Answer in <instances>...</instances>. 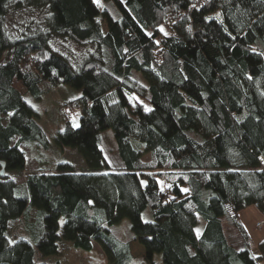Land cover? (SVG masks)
<instances>
[{
    "label": "trees",
    "instance_id": "1",
    "mask_svg": "<svg viewBox=\"0 0 264 264\" xmlns=\"http://www.w3.org/2000/svg\"><path fill=\"white\" fill-rule=\"evenodd\" d=\"M17 11L24 21L10 28ZM55 39L87 49L77 65L51 49ZM262 53L264 0H0V264H51L36 252L64 242L128 264L131 240L147 264L155 254L162 264L264 262V240L254 252L241 219L248 206L264 215ZM59 84L79 93L49 138L30 98ZM69 109L80 111L76 127ZM106 129L123 167L104 156ZM52 143L76 149L89 171L50 160ZM20 145L48 165L23 183L11 176L26 164Z\"/></svg>",
    "mask_w": 264,
    "mask_h": 264
},
{
    "label": "rangeland",
    "instance_id": "2",
    "mask_svg": "<svg viewBox=\"0 0 264 264\" xmlns=\"http://www.w3.org/2000/svg\"><path fill=\"white\" fill-rule=\"evenodd\" d=\"M99 1V0H96ZM24 13L17 11L14 14H9L7 17L8 27H18L20 28L24 21ZM53 51H58L61 54L67 56L71 61L77 65L80 60L83 58L84 51L87 50L84 47H80L79 45L72 43L63 39H55L51 42L50 45ZM3 54L2 57H5ZM79 93L78 90H75L67 85L59 84L58 87H55L49 91V93L44 94L40 100H33L30 98L31 105L36 109L39 114L38 121L44 127L49 138H52L56 131L64 126V114L65 108L64 103L66 100L70 98H74ZM69 115L67 113V117L71 120L73 126H78L79 121V109L68 110ZM21 150L25 152L26 155V164L22 171L17 172L15 174L11 173V176L17 183H23L27 175L32 172H39L41 170L46 171L47 164L44 165V162L38 161L36 158H33L32 149L28 148V146L20 145ZM104 156L107 159L110 166L117 168L123 167L121 160L118 157L116 145L114 141L113 132L111 129H106L102 132V146H101ZM43 153L48 155L50 160L57 159L59 161H69L74 166H76L79 170L89 171L82 156L79 152L71 147H59L55 143L49 145V149H42ZM143 160H149V155L146 154L142 156ZM262 163L264 164V159L262 158ZM166 185L165 181L160 182V186L164 187ZM185 187H183V190ZM244 212L242 215V221L245 223L248 232L252 235L257 233L258 236H263L264 234V225L262 226V222H264V215L257 211L254 206H248L244 208ZM257 214L259 217L257 219ZM261 215V216H260ZM148 213H144L143 219L147 220ZM35 220V212L31 211L29 216L27 217V223H32ZM60 220V225H61ZM24 220H16L12 221L9 224L8 235L13 239L16 237V234L23 235L24 229ZM122 223V224H121ZM117 226V232L119 234L124 233L129 228V221L127 219L123 220ZM203 225V221L197 224L196 228L200 230ZM249 233V234H250ZM125 236V235H124ZM251 236V235H250ZM252 238V236H251ZM253 240V239H252ZM136 240L129 241V245L131 244V252L133 260H129L128 264H147L145 260H143V252L142 247L137 243ZM254 252H257L256 242L253 241ZM36 260L38 262H47L51 264H108L107 254L103 251V249L98 245L94 244L91 250H82L80 248H76L69 243H61L60 251L53 255L41 256L38 252H36ZM156 264H162L161 258L159 254H155ZM261 264H264L262 262Z\"/></svg>",
    "mask_w": 264,
    "mask_h": 264
},
{
    "label": "crops",
    "instance_id": "3",
    "mask_svg": "<svg viewBox=\"0 0 264 264\" xmlns=\"http://www.w3.org/2000/svg\"><path fill=\"white\" fill-rule=\"evenodd\" d=\"M244 210L245 209H243L242 211H241V219H242V215H243V212H244ZM261 216V215H260ZM258 217H259V214H257V219H258ZM245 224V223H244ZM246 226V225H245ZM247 228V227H246ZM250 233V232H249ZM250 235L252 236V239H253V241L254 242H256V244H260L263 240H264V234H263V236L261 237V236H258L257 235V233L255 234V237H254V235H252L251 233H250ZM138 243V242H137ZM139 244V243H138ZM141 247H142V245L141 244H139ZM130 246V252H131V244L129 245ZM142 252H143V254H144V249H143V247H142Z\"/></svg>",
    "mask_w": 264,
    "mask_h": 264
},
{
    "label": "snow or ice",
    "instance_id": "4",
    "mask_svg": "<svg viewBox=\"0 0 264 264\" xmlns=\"http://www.w3.org/2000/svg\"><path fill=\"white\" fill-rule=\"evenodd\" d=\"M162 31H163V29H161ZM253 51H255V49H253ZM262 55H264V53H262ZM145 110L146 111H148V110H150V109H148L147 107L145 108ZM61 131H63V129H61ZM183 191H188L187 189H184ZM91 203V202H90ZM64 222L63 221H61V224H63ZM196 232H199V229H196L195 230Z\"/></svg>",
    "mask_w": 264,
    "mask_h": 264
},
{
    "label": "water",
    "instance_id": "5",
    "mask_svg": "<svg viewBox=\"0 0 264 264\" xmlns=\"http://www.w3.org/2000/svg\"><path fill=\"white\" fill-rule=\"evenodd\" d=\"M1 165L3 166V163L1 162ZM4 174V169L2 168L1 170H0V176H2Z\"/></svg>",
    "mask_w": 264,
    "mask_h": 264
},
{
    "label": "built area",
    "instance_id": "6",
    "mask_svg": "<svg viewBox=\"0 0 264 264\" xmlns=\"http://www.w3.org/2000/svg\"><path fill=\"white\" fill-rule=\"evenodd\" d=\"M262 226L264 225V222H262V224H261Z\"/></svg>",
    "mask_w": 264,
    "mask_h": 264
}]
</instances>
